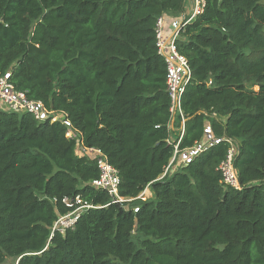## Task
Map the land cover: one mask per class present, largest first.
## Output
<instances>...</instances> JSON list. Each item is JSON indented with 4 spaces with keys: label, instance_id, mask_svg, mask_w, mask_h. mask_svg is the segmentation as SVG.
Wrapping results in <instances>:
<instances>
[{
    "label": "trees",
    "instance_id": "trees-1",
    "mask_svg": "<svg viewBox=\"0 0 264 264\" xmlns=\"http://www.w3.org/2000/svg\"><path fill=\"white\" fill-rule=\"evenodd\" d=\"M187 1L0 0V75L49 112L0 109V264H264V0H204L179 30L174 155L155 22ZM206 125L220 142L181 162ZM83 147L117 171L121 202L91 185ZM230 149L240 190L218 169ZM75 197L93 208L53 231Z\"/></svg>",
    "mask_w": 264,
    "mask_h": 264
},
{
    "label": "built area",
    "instance_id": "built-area-1",
    "mask_svg": "<svg viewBox=\"0 0 264 264\" xmlns=\"http://www.w3.org/2000/svg\"><path fill=\"white\" fill-rule=\"evenodd\" d=\"M192 3V10L188 17L181 16L178 18L167 19L166 15H162L158 17L155 22V46L157 54L165 63L166 92L170 99V114L173 117V121L176 117L179 119V136L176 145L174 146V155L178 152V144L184 133L185 121L180 110L181 96L191 77V71L187 61L178 53L175 47V41L178 38L181 27L188 24L197 15L201 14L203 10L204 0H192ZM165 21H168L170 29L169 34L163 32ZM9 76L10 72L0 75V109L13 113H29L33 115L36 120H43L49 112L46 111L41 102L29 100L24 92L16 91L13 85L8 81ZM57 119V116H53L52 121H56ZM65 124L68 126L67 123ZM171 125H173V122ZM66 136L68 138H73L75 135L68 130ZM219 142L220 140L213 136L210 125H206L203 142L196 144L189 149H185L180 155V160L183 163H189L194 156L198 155L208 147L217 145ZM81 150L95 155L94 160L99 175L98 178L91 182V185L106 191L111 198L112 203L121 202L122 198L119 196L118 192L119 177L117 171L107 162L106 158L100 151L86 149L84 147ZM232 156L233 149H230L227 158L219 165L218 169L222 175V181L225 186L233 188L234 190H240L241 186L239 185L233 168ZM139 198L142 199V193L139 195ZM62 203L65 206L72 208V210L63 216H60L53 224V231H58L61 234L66 230L73 229L82 212L86 209L93 208L86 202L81 201L78 197L73 199L64 198Z\"/></svg>",
    "mask_w": 264,
    "mask_h": 264
},
{
    "label": "crops",
    "instance_id": "crops-1",
    "mask_svg": "<svg viewBox=\"0 0 264 264\" xmlns=\"http://www.w3.org/2000/svg\"><path fill=\"white\" fill-rule=\"evenodd\" d=\"M192 6H193L192 0H188L186 2V5H185V10H184V12L182 14H180L179 16L178 15L177 16H174V15H166L167 16V19L168 18H178V17H181V16L188 17L190 15V13H191ZM163 32L165 34H169L170 33V29H169V26H168V21H165V23H164Z\"/></svg>",
    "mask_w": 264,
    "mask_h": 264
},
{
    "label": "rangeland",
    "instance_id": "rangeland-1",
    "mask_svg": "<svg viewBox=\"0 0 264 264\" xmlns=\"http://www.w3.org/2000/svg\"><path fill=\"white\" fill-rule=\"evenodd\" d=\"M177 166V165H176ZM151 198V192L149 190H145L143 193H142V199H150Z\"/></svg>",
    "mask_w": 264,
    "mask_h": 264
}]
</instances>
